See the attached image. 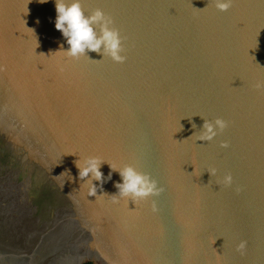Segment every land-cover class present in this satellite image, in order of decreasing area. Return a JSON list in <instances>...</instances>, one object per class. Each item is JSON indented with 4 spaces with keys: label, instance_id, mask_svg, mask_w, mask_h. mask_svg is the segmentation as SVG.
<instances>
[{
    "label": "water",
    "instance_id": "water-1",
    "mask_svg": "<svg viewBox=\"0 0 264 264\" xmlns=\"http://www.w3.org/2000/svg\"><path fill=\"white\" fill-rule=\"evenodd\" d=\"M80 4L124 63L66 55L55 0H0V264H264V0ZM124 166L158 192L112 203Z\"/></svg>",
    "mask_w": 264,
    "mask_h": 264
},
{
    "label": "clouds",
    "instance_id": "clouds-1",
    "mask_svg": "<svg viewBox=\"0 0 264 264\" xmlns=\"http://www.w3.org/2000/svg\"><path fill=\"white\" fill-rule=\"evenodd\" d=\"M40 3H47L48 0H39ZM215 7L221 11H227L232 4V0H213ZM56 17L54 21L55 29L65 38L68 45L63 52L69 57L76 58L86 55L87 52H100L103 46V55L108 56L115 63H124L126 57L123 52L120 33L113 27V21L100 9L95 10L90 15L83 11L80 0H55ZM99 28V36L94 27ZM227 127L223 119H216L213 122L205 121L204 131L198 136L199 141H212L219 132ZM227 145H222L226 147ZM105 162L95 156L84 159H77L76 166L79 169V179L85 181L88 187V195L97 197L98 187L102 186L103 173L101 166ZM118 171L123 179L122 184H118L117 195H112V203H118L121 198H131L133 200L143 199L158 192L157 184L150 177L137 172L131 166H124ZM68 172V171H65ZM69 173V172H68ZM63 174V173H62ZM70 174V173H69ZM214 174V171H213ZM90 177V178H89ZM88 178V179H86ZM70 175V181L72 180ZM93 181L100 182L94 184ZM224 183L230 185L232 177L226 176ZM102 195V194H101ZM155 211V207L153 208ZM246 243L242 242L238 250L243 251Z\"/></svg>",
    "mask_w": 264,
    "mask_h": 264
},
{
    "label": "trees",
    "instance_id": "trees-1",
    "mask_svg": "<svg viewBox=\"0 0 264 264\" xmlns=\"http://www.w3.org/2000/svg\"><path fill=\"white\" fill-rule=\"evenodd\" d=\"M84 264H93L92 262H86V263H84Z\"/></svg>",
    "mask_w": 264,
    "mask_h": 264
}]
</instances>
